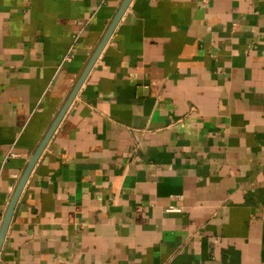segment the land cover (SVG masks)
Returning <instances> with one entry per match:
<instances>
[{
    "label": "crops",
    "instance_id": "crops-1",
    "mask_svg": "<svg viewBox=\"0 0 264 264\" xmlns=\"http://www.w3.org/2000/svg\"><path fill=\"white\" fill-rule=\"evenodd\" d=\"M122 2L0 0V225ZM0 264H264V0H131Z\"/></svg>",
    "mask_w": 264,
    "mask_h": 264
},
{
    "label": "water",
    "instance_id": "water-1",
    "mask_svg": "<svg viewBox=\"0 0 264 264\" xmlns=\"http://www.w3.org/2000/svg\"><path fill=\"white\" fill-rule=\"evenodd\" d=\"M130 2H131V0H123L121 6L119 7L118 11L114 15L110 25L108 26L105 34L102 37L101 41L99 42V44L95 48V50L92 53L89 61L86 64L85 68L83 69L82 73L80 74L79 78L77 79L73 88L71 89L67 99L63 103L58 114L54 118L53 122L51 123L50 127L48 128V130L45 133L44 137L42 138L41 142L37 146L36 150L34 151L32 156L30 157V159H29V161H28V163L24 169V172H23V174H22V176H21V178H20V180H19V182H18V184L14 190V193L10 199L9 205L6 209L2 223L0 225V250L2 247V243L4 241V237L6 235V231L8 229V226H9V223H10L16 202L18 200V197H19V195H20V193H21V191L25 185V182H26L33 166L35 165V163L38 160L39 156L41 155L42 151L44 150L46 144L50 140L53 132L55 131L58 124L60 123V121H61L62 117L64 116L65 112L67 111L69 105L71 104L74 97L76 96V93L79 91L80 87L82 86L84 80L86 79V77L88 75V72L90 71L92 65L94 64L95 60L99 56L100 52L102 51L104 45L106 44V42L108 40L110 34L112 33V31L116 27L118 21L120 20L122 14L126 10V8Z\"/></svg>",
    "mask_w": 264,
    "mask_h": 264
},
{
    "label": "built area",
    "instance_id": "built-area-1",
    "mask_svg": "<svg viewBox=\"0 0 264 264\" xmlns=\"http://www.w3.org/2000/svg\"><path fill=\"white\" fill-rule=\"evenodd\" d=\"M168 212H179L180 211V209L179 208H176V207H169L168 209Z\"/></svg>",
    "mask_w": 264,
    "mask_h": 264
}]
</instances>
